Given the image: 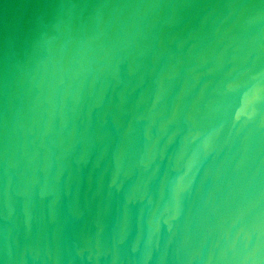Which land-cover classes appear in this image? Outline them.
<instances>
[{
	"label": "water",
	"instance_id": "95a60500",
	"mask_svg": "<svg viewBox=\"0 0 264 264\" xmlns=\"http://www.w3.org/2000/svg\"><path fill=\"white\" fill-rule=\"evenodd\" d=\"M0 264H264V0H0Z\"/></svg>",
	"mask_w": 264,
	"mask_h": 264
}]
</instances>
